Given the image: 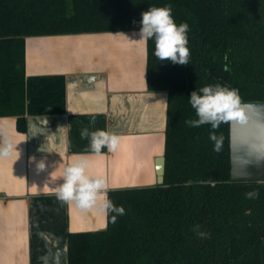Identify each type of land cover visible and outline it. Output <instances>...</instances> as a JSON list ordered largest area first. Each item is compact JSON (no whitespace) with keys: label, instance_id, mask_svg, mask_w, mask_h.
<instances>
[{"label":"trees","instance_id":"16d2710c","mask_svg":"<svg viewBox=\"0 0 264 264\" xmlns=\"http://www.w3.org/2000/svg\"><path fill=\"white\" fill-rule=\"evenodd\" d=\"M172 6L186 22L188 65L158 59L146 42V84L167 94L165 171L160 184L113 188L115 223L67 234V264H260L264 181L230 177L229 123L214 151L211 125L196 120L189 95L207 85L264 103V0H0V37L139 30L141 12ZM135 22V23H134ZM23 128V121L18 119ZM258 192L255 198L246 193Z\"/></svg>","mask_w":264,"mask_h":264},{"label":"crops","instance_id":"0c3cea01","mask_svg":"<svg viewBox=\"0 0 264 264\" xmlns=\"http://www.w3.org/2000/svg\"><path fill=\"white\" fill-rule=\"evenodd\" d=\"M138 31L0 37V147L12 145L0 156V264H67L69 232L105 228L98 209L57 199L65 168L82 157L107 191L156 184L167 94L147 88ZM93 119L90 131L118 134L116 151L90 152L80 132Z\"/></svg>","mask_w":264,"mask_h":264},{"label":"clouds","instance_id":"9594fccd","mask_svg":"<svg viewBox=\"0 0 264 264\" xmlns=\"http://www.w3.org/2000/svg\"><path fill=\"white\" fill-rule=\"evenodd\" d=\"M140 15L139 31L132 35L138 37L143 43L154 39V55L158 59L168 60L171 64L188 65L190 51L187 47V32L189 25L186 22L176 24L172 16V6L150 7L142 11ZM189 103L198 119L186 120L185 123L190 127L211 125L213 131L210 132L209 139L214 143V151H219L221 148L222 137H218L215 130L222 123H236L244 128L251 122V118L247 117L241 105L238 89L235 88L220 84L207 85L198 91L193 90L189 95ZM94 123V119L90 120L89 126L83 127L80 132L81 139L89 141L90 152L100 154L103 148L111 152L116 151L119 144L118 134L114 131L100 129L90 131ZM65 127H70V124ZM30 130L32 136L45 134V128L42 127L33 126ZM39 150L46 151L45 146L42 145ZM11 151L12 145L8 143L7 146L0 147V156L7 157ZM45 167L43 161L37 165L38 170L41 171L45 170ZM87 167L88 161L82 157L65 168L63 182L56 189L57 199L61 202H75V205L83 211L96 208L105 215L109 212L114 213L111 220L115 223L118 216L125 214V209L108 199L106 181L101 177L89 176L86 173ZM258 195L259 193L255 191L246 193V197L250 199Z\"/></svg>","mask_w":264,"mask_h":264},{"label":"water","instance_id":"95a60500","mask_svg":"<svg viewBox=\"0 0 264 264\" xmlns=\"http://www.w3.org/2000/svg\"><path fill=\"white\" fill-rule=\"evenodd\" d=\"M241 105L251 122L244 128L229 123L230 177L264 181V103L241 102ZM155 170L156 184H160L164 179V154L157 157Z\"/></svg>","mask_w":264,"mask_h":264},{"label":"built area","instance_id":"2783aa9c","mask_svg":"<svg viewBox=\"0 0 264 264\" xmlns=\"http://www.w3.org/2000/svg\"><path fill=\"white\" fill-rule=\"evenodd\" d=\"M0 195H1V193H0Z\"/></svg>","mask_w":264,"mask_h":264}]
</instances>
